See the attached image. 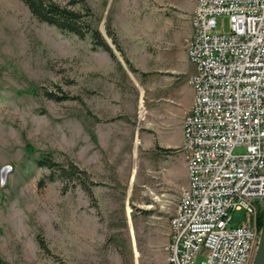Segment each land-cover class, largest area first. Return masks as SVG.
<instances>
[{
    "label": "rangeland",
    "instance_id": "1",
    "mask_svg": "<svg viewBox=\"0 0 264 264\" xmlns=\"http://www.w3.org/2000/svg\"><path fill=\"white\" fill-rule=\"evenodd\" d=\"M86 1L122 52L0 0V264H168L188 182L181 138L197 0ZM216 22L211 33L230 31L228 15ZM49 155L86 170L92 192L51 181L37 164ZM232 216L240 224L246 212Z\"/></svg>",
    "mask_w": 264,
    "mask_h": 264
},
{
    "label": "built area",
    "instance_id": "2",
    "mask_svg": "<svg viewBox=\"0 0 264 264\" xmlns=\"http://www.w3.org/2000/svg\"><path fill=\"white\" fill-rule=\"evenodd\" d=\"M221 14L230 31L211 33ZM188 56V184L171 218L168 264H249L264 207V0H197ZM235 210L245 221L231 225Z\"/></svg>",
    "mask_w": 264,
    "mask_h": 264
},
{
    "label": "trees",
    "instance_id": "3",
    "mask_svg": "<svg viewBox=\"0 0 264 264\" xmlns=\"http://www.w3.org/2000/svg\"><path fill=\"white\" fill-rule=\"evenodd\" d=\"M22 1L28 6L31 13L40 21L54 25L64 32L73 33L79 38H85L90 35L95 48H102L112 56L115 55L114 49L109 44L107 38L95 25L97 18L93 16L92 9L86 0H70L69 4L66 6L60 5L54 0ZM79 3L81 4V7L79 9L74 8V6ZM106 32L116 49L122 52L118 37L110 26H107ZM37 164L40 167H45L50 170L51 173L49 178L51 181L61 178L70 182H79L87 191L90 193L92 192L86 183V177L88 176L87 171L82 169L74 161L68 160L66 163H60L57 162L52 155H49L38 159ZM258 222L259 227H262L263 209H260L259 211ZM39 242L43 249H48L44 240L41 239Z\"/></svg>",
    "mask_w": 264,
    "mask_h": 264
},
{
    "label": "water",
    "instance_id": "4",
    "mask_svg": "<svg viewBox=\"0 0 264 264\" xmlns=\"http://www.w3.org/2000/svg\"><path fill=\"white\" fill-rule=\"evenodd\" d=\"M101 31L107 38L111 47L116 51V47L113 44L111 38L108 37L104 26L101 27ZM255 264H264V207H263V223H262V228H261V237H260V241H259V245L257 249V256H256Z\"/></svg>",
    "mask_w": 264,
    "mask_h": 264
},
{
    "label": "crops",
    "instance_id": "5",
    "mask_svg": "<svg viewBox=\"0 0 264 264\" xmlns=\"http://www.w3.org/2000/svg\"><path fill=\"white\" fill-rule=\"evenodd\" d=\"M193 97H194V91L192 90L191 98L187 99L188 101H187V106H186V113H188L190 111V107H191V104H192V101H193ZM181 142H183V131H182ZM187 184H188V182H187Z\"/></svg>",
    "mask_w": 264,
    "mask_h": 264
}]
</instances>
